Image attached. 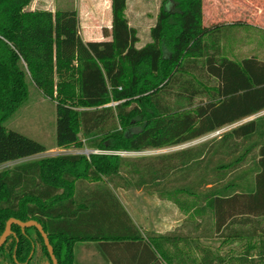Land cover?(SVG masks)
I'll return each instance as SVG.
<instances>
[{
	"label": "trees",
	"instance_id": "obj_1",
	"mask_svg": "<svg viewBox=\"0 0 264 264\" xmlns=\"http://www.w3.org/2000/svg\"><path fill=\"white\" fill-rule=\"evenodd\" d=\"M127 1L112 0L111 40L86 43L77 11H33V0H0V165L49 152L5 127L28 101L29 79L56 102V147L63 150L87 146L138 154L171 148L264 111V61L236 62L221 54L223 41L216 36L225 26L204 27L203 0H164L153 42L141 49ZM86 183L93 186L84 194ZM111 186L144 189L190 217L209 212L218 233L234 224H262L264 115L171 156L67 155L1 172L0 238L11 219L37 221L58 264H76L79 242H99L110 254L123 240L144 246L151 256L147 264H184L183 248L166 249L167 243L177 247L174 235L144 241ZM257 231L250 230L252 238ZM7 239L0 264H54L36 227L13 225ZM256 249L249 246L242 262ZM258 249L264 262V239ZM217 262L228 263L219 256Z\"/></svg>",
	"mask_w": 264,
	"mask_h": 264
},
{
	"label": "rangeland",
	"instance_id": "obj_2",
	"mask_svg": "<svg viewBox=\"0 0 264 264\" xmlns=\"http://www.w3.org/2000/svg\"><path fill=\"white\" fill-rule=\"evenodd\" d=\"M206 3L205 11L207 12V16L212 17L214 14V9L211 7V2L214 0H203ZM221 2L219 6H224L226 4L231 3V1L236 2L237 4V13L233 19H229L231 22L237 24L245 23L248 24V21L251 23L250 25L256 26L252 27L250 31H245L241 29L239 31V45L241 46L240 53L236 56L232 55V58L236 60H242L243 58H251L256 57L259 60L264 61V0H216ZM164 0L155 1L156 4V13H159V7H163ZM62 0H57L56 8H53L50 4V0H33L30 8L35 9H44L47 7L51 10H60ZM131 10L129 14L130 23L133 26H144L139 31L141 32V40L142 42L137 45V48H141L146 44V41H149L148 28H146V24L148 23V18H141V20H137L138 13L137 10L140 8L139 6L130 3ZM160 8V10H161ZM230 8V7H228ZM154 12V13H155ZM147 13V12H146ZM150 13L151 16L154 14ZM226 10L224 8H218L216 10L217 15H225ZM139 21V22H138ZM230 27H226L223 29L221 33H219L216 38L220 39V41L226 42L227 44H233L236 42V38H234V34L231 37ZM109 31L107 29L92 31L89 33V37L87 39L97 40L100 38H108L110 37ZM86 33L80 31V36L83 41H85L84 37H86ZM108 35V36H107ZM231 37V38H230ZM149 39V40H148ZM206 83V82H205ZM205 99L198 98L196 100L197 103H202ZM112 107L116 106L115 104L111 105ZM264 113L256 115L251 119H246L243 122L236 124L234 126H228L224 130V134L229 132L232 129L240 127L245 123L261 118ZM57 113H56V102L47 98L42 94L40 90L36 88V86L32 83L31 79H29V99L28 101L15 113V115L6 122L5 127L9 131L19 132L30 139H34L39 143L46 146L50 153L41 154L37 156H33L32 158L14 161L13 163H6L0 165V173L4 171H11L15 166L32 163V161L42 160V159H50L51 157L58 156H67V155H82L90 157L95 154V149L84 147L83 150L78 149H57L56 147V139H57ZM220 136H213L209 134L206 137L191 141L190 143L177 145L171 148L165 149H156V150H147L140 153H127V152H118L126 153V158L129 159H138V158H156L161 156H171L174 153H178L187 149H191L193 147H202L204 145H208L209 143H213L218 140ZM217 138V139H216ZM117 153V152H116ZM103 156V155H102ZM220 157V156H218ZM215 158V161L217 158ZM184 181V180H183ZM183 185V182H173L169 185V189L175 187L176 185ZM130 199L124 198L127 205L131 209V213L134 218H136L139 223V226L145 227L146 229H154L155 232L166 231L171 226H165L164 223L168 221V219L174 221L176 218V207L169 206L168 204H164L160 202L158 198L151 196H146L145 192H137L131 191ZM139 193V194H138ZM139 195V196H137ZM138 197V198H137ZM195 217V216H194ZM194 217H188L182 219L180 218V229H182L181 234H185L184 238H182L181 247L184 249L183 255L185 256L186 262L184 264H213L218 261L219 258H225L228 263L227 264H264L262 260L259 259L258 251L259 246L264 239V233L261 232V229L264 228V221L262 223V227L259 231H257L260 235L258 237L252 238L250 235V230L254 229V227H259L258 223H253L250 225H241L234 224L230 226L228 229L224 230L222 233H215L213 227L207 225L204 221L202 223V227L197 229L194 221ZM176 221V220H175ZM175 229V228H173ZM194 230L201 237L196 238L194 235ZM242 232L244 237L235 236L232 232ZM213 232V233H212ZM161 235V234H160ZM230 235H234L233 237H229ZM186 238L188 240L186 241ZM198 239L197 241L195 240ZM249 246H255L257 249L248 256V262H242L241 258L246 255L247 248ZM187 254V256H186ZM189 256V257H188ZM180 259V258H179ZM181 261V260H180ZM216 264H219L218 262Z\"/></svg>",
	"mask_w": 264,
	"mask_h": 264
},
{
	"label": "crops",
	"instance_id": "obj_3",
	"mask_svg": "<svg viewBox=\"0 0 264 264\" xmlns=\"http://www.w3.org/2000/svg\"><path fill=\"white\" fill-rule=\"evenodd\" d=\"M155 1L157 0H128L127 1V11H126V16L128 19V22L130 23V18H129V14H130V10H131V5L130 3H133L137 6H139L140 8L137 10L138 18L137 20H141V18H146L149 17L148 19V23L145 25L146 28H148V34L149 35V41H146V44L141 47L144 48L146 45L150 44L153 42V40H151V30L153 27L156 26L157 24V17L159 15V13H156V4ZM246 1V0H245ZM51 2V6L53 8H56L55 6L57 5V0H50ZM204 3V1H203ZM221 2L214 0L213 2H211V7L214 9V14L212 17L209 18V16H207V12L205 11L206 8V3H204V8H203V21H204V27L205 28H212V27H230V33L232 34L231 37L234 34V38H236V42L233 44L230 43H226V42H222L220 43V48L222 50L221 54H225L227 55L229 58H231L232 60L236 61V62H241L242 60H236L234 58H232V55H237L238 53H240L241 50V46L239 45V31L241 29H244L245 31H250L253 28H255L254 26L250 25L251 23L248 21V24L242 23L241 26H236L237 22H231L229 19H233L234 16L237 13L236 10V2L231 1V3L222 6H219ZM112 0H62V3L60 5L61 9L58 11H63V10H75L78 13V18H79V24H80V31L86 33V37H84L85 41L84 42H100V41H110L111 40V32H112V27H113V12H112ZM174 7V4L168 5V9H172ZM230 7V8H228ZM30 8V7H29ZM159 7V11H160ZM218 8H224L226 10L225 15L221 16V15H217L216 14V10ZM31 10L33 11H52L53 13H56L57 10H51L48 9L47 7H45L44 9H35L32 8ZM147 12V13H146ZM154 13L152 16L150 13ZM138 21V22H139ZM130 26L133 29L137 30V37L139 42L137 43V45L139 43L142 42L141 40V32L139 31L138 28H142L144 26H133L132 23H130ZM103 29H107V31H109L108 33L110 34L108 38H100L97 40H91V39H87V36L89 37V33H91L92 31H99V30H103ZM108 36V35H107ZM230 37V38H231ZM136 45V47H137ZM139 48V49H141ZM224 51V52H223ZM232 54V55H231ZM208 80V78H207ZM207 80H205L204 82H208ZM176 89V88H175ZM177 92V91H176ZM196 104H199L196 102ZM261 113H264L261 112ZM260 113V114H261ZM259 115V114H257ZM254 116H251L249 118L246 119H251ZM244 119V120H246ZM243 122V121H242ZM241 123V122H239ZM237 123V124H239ZM236 125V124H234ZM232 125V126H234ZM59 149V148H57ZM60 150V149H59ZM50 151L53 150H49ZM45 153V154H47ZM111 185V184H110ZM92 184L90 185L89 183H86L85 186H82V188H80V190H82L84 192V194H86V192H89V188H92ZM113 191H114V195L116 196V198L118 199V201H120V203L123 205V207L125 208V210L127 211L128 215L130 216V218L132 219L133 224L137 227V229H139L140 234L143 235V239L145 242L151 243L152 239L157 238L158 236L161 235H166V234H171L174 235V239L177 238L178 242H177V247H173L170 243H167V247L166 249L169 252H175L177 249H179L181 247V243H182V238H184V233L181 234L182 229H180L181 225H180V218L182 219V221L184 220V218L190 217L189 215H184L176 205H174L171 201L169 200H164L161 199L159 196V198L157 197V195H154L153 197L158 198L160 200V202L164 203V204H168L169 206H174L176 207V218L174 221L168 219L167 222L164 223L165 226H170L169 229H167L166 231H162L160 234L159 232H155V230L152 229H146L145 227H142L141 225L139 226V223L136 218H134L133 214L131 213V209L129 208V206L127 205L126 201L124 200V198L126 199H130V197H132L133 195H135L133 193V195H131V191H137V192H145L146 196H151L152 194L150 192L145 191L144 189H139V190H135V189H124L123 187H118L114 189V186H111ZM139 194V193H138ZM136 196V195H135ZM139 196V195H137ZM85 197V196H83ZM152 197V196H151ZM138 198V197H137ZM195 216V217H194ZM193 217L195 218L194 221L196 222L195 226L197 229L202 227V223L205 221L207 223L208 226L213 227L214 232L218 233L216 231L215 228V220L214 217L209 213H205L204 215H200V214H193ZM255 223H258L260 226L259 227H254V229H257L258 231L260 230V228L262 227V224L259 223V221H256ZM253 224V223H252ZM250 225V224H247ZM245 225V226H247ZM130 226V225H129ZM175 228V229H173ZM130 235L133 236H139L138 233H136V231H130ZM213 233V232H212ZM194 235H196L197 233L194 230ZM219 234V233H218ZM129 235V236H130ZM260 235V234H259ZM258 235V236H259ZM201 236L196 235V238H199ZM195 240L197 241L198 239ZM151 239V240H150ZM126 242L120 243V244H115L113 246V248H110V254L105 252L104 249L102 248V246L100 245L99 242H92V241H88V242H79L75 245L74 248V255H75V261L76 264H147L150 261V253L148 252V250L144 247V246H133L131 244H129V240H123ZM128 243V244H126ZM110 247V246H109ZM116 262V263H115ZM179 264L180 261H174L173 264Z\"/></svg>",
	"mask_w": 264,
	"mask_h": 264
},
{
	"label": "water",
	"instance_id": "obj_4",
	"mask_svg": "<svg viewBox=\"0 0 264 264\" xmlns=\"http://www.w3.org/2000/svg\"><path fill=\"white\" fill-rule=\"evenodd\" d=\"M16 224L21 226L23 229H29V228L36 227L39 230V232L41 233V235L44 238V240H45L46 246L48 248L49 254L52 257V260H53L54 264H58L57 257H56V255H54L53 247L50 244V239L48 238L47 234L45 233L42 225L40 223H38L37 221L24 223V222L19 221V220L11 219L10 222L8 223V225H7V228H6L5 232H4V234L0 238L1 239L0 240V250L3 247V245L6 243V241L8 240L7 238H8V236L11 233L12 226L16 225Z\"/></svg>",
	"mask_w": 264,
	"mask_h": 264
},
{
	"label": "built area",
	"instance_id": "obj_5",
	"mask_svg": "<svg viewBox=\"0 0 264 264\" xmlns=\"http://www.w3.org/2000/svg\"><path fill=\"white\" fill-rule=\"evenodd\" d=\"M224 130L225 129H223V130H220V131H218V132H215V133H213L212 135L213 136H222V134L224 133ZM95 154H98V155H115V156H126V153H121V154H119V153H116V152H110V151H96L95 152Z\"/></svg>",
	"mask_w": 264,
	"mask_h": 264
}]
</instances>
